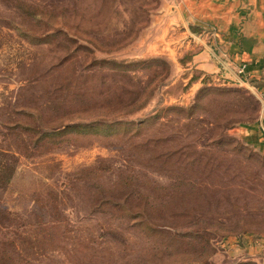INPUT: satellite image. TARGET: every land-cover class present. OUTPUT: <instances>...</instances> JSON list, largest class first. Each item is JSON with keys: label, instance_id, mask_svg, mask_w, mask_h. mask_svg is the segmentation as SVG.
<instances>
[{"label": "rangeland", "instance_id": "obj_1", "mask_svg": "<svg viewBox=\"0 0 264 264\" xmlns=\"http://www.w3.org/2000/svg\"><path fill=\"white\" fill-rule=\"evenodd\" d=\"M162 3L0 0V264H257L259 100Z\"/></svg>", "mask_w": 264, "mask_h": 264}, {"label": "crops", "instance_id": "obj_2", "mask_svg": "<svg viewBox=\"0 0 264 264\" xmlns=\"http://www.w3.org/2000/svg\"><path fill=\"white\" fill-rule=\"evenodd\" d=\"M162 1L161 23L180 31L193 69L254 91L259 113L241 127L242 137L264 152V0ZM239 244L240 255L264 264V237H241Z\"/></svg>", "mask_w": 264, "mask_h": 264}, {"label": "trees", "instance_id": "obj_3", "mask_svg": "<svg viewBox=\"0 0 264 264\" xmlns=\"http://www.w3.org/2000/svg\"><path fill=\"white\" fill-rule=\"evenodd\" d=\"M45 134H46V132H44ZM49 134H55L54 132H52V133H48V135ZM46 136H47V134H46ZM238 264H253V263H250V262H240V263H238Z\"/></svg>", "mask_w": 264, "mask_h": 264}]
</instances>
